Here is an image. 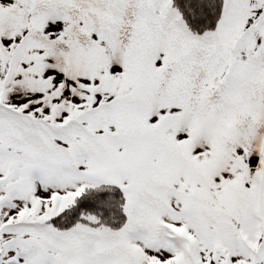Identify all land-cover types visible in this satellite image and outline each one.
<instances>
[{
    "label": "snow or ice",
    "instance_id": "obj_1",
    "mask_svg": "<svg viewBox=\"0 0 264 264\" xmlns=\"http://www.w3.org/2000/svg\"><path fill=\"white\" fill-rule=\"evenodd\" d=\"M0 264H264V0H0Z\"/></svg>",
    "mask_w": 264,
    "mask_h": 264
}]
</instances>
